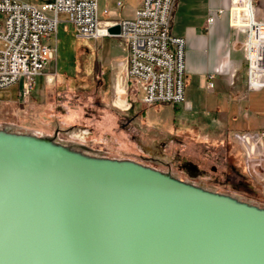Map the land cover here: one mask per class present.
Here are the masks:
<instances>
[{"label":"water","instance_id":"obj_1","mask_svg":"<svg viewBox=\"0 0 264 264\" xmlns=\"http://www.w3.org/2000/svg\"><path fill=\"white\" fill-rule=\"evenodd\" d=\"M0 264H264V208L0 131Z\"/></svg>","mask_w":264,"mask_h":264},{"label":"rangeland","instance_id":"obj_2","mask_svg":"<svg viewBox=\"0 0 264 264\" xmlns=\"http://www.w3.org/2000/svg\"><path fill=\"white\" fill-rule=\"evenodd\" d=\"M59 18L49 40L57 44V58L35 77L29 100L22 96L24 77L0 89V131L50 139L88 156L141 164L264 208V155L252 154L248 161L236 141L203 140L194 131L182 133L193 119L202 122L211 115L185 109L182 103L177 112L170 103L143 109V92L135 94V102L141 118L146 113L147 127L139 117L129 123L132 110L125 109L129 106L125 88L119 84L114 91L112 75L104 65V57L123 53L119 39L79 38L69 15L60 13ZM260 129L264 132V122Z\"/></svg>","mask_w":264,"mask_h":264},{"label":"built area","instance_id":"obj_3","mask_svg":"<svg viewBox=\"0 0 264 264\" xmlns=\"http://www.w3.org/2000/svg\"><path fill=\"white\" fill-rule=\"evenodd\" d=\"M177 4L178 0H142L133 17L108 20L101 17L99 0H0V89L24 77L22 96L29 100L35 77L57 58V44L49 40L58 28L60 13H66L79 38L120 39L128 52L126 90L143 92L146 105L181 104L186 100V39L171 31ZM230 12L232 27L247 37L248 87L264 88V8L258 0H231ZM214 19L210 15L208 22ZM116 24L120 33L113 35L108 29ZM208 86H214L211 77ZM236 139L248 161L252 154L264 155V132L237 133Z\"/></svg>","mask_w":264,"mask_h":264},{"label":"crops","instance_id":"obj_4","mask_svg":"<svg viewBox=\"0 0 264 264\" xmlns=\"http://www.w3.org/2000/svg\"><path fill=\"white\" fill-rule=\"evenodd\" d=\"M141 3L142 0H99V11L103 19L120 20L133 17ZM230 3L231 0H178L171 31L186 39V100L182 103L183 107L211 115L210 119L202 122L193 119L198 125L193 123L181 132L194 131L203 140L229 139L239 144L237 133L261 132L264 90L255 91L248 87L247 37L232 27ZM258 4L261 9L264 8V0H258ZM105 9H109L110 13L105 14ZM219 9L224 11L219 13ZM210 15L215 17L211 23L208 22ZM119 45L123 53L112 58L104 57V65L112 75L114 91L117 92L119 84L125 88L127 97L124 101L129 104L125 109L132 110L128 122L132 123L139 117L147 127L146 113L143 112L141 118L135 102V94L141 91L126 90L128 52L120 39ZM210 77L213 87L208 86ZM142 97L143 109L152 106L146 105ZM172 106L176 112L181 109V104Z\"/></svg>","mask_w":264,"mask_h":264},{"label":"bare ground","instance_id":"obj_5","mask_svg":"<svg viewBox=\"0 0 264 264\" xmlns=\"http://www.w3.org/2000/svg\"><path fill=\"white\" fill-rule=\"evenodd\" d=\"M262 151L264 152V148L262 149Z\"/></svg>","mask_w":264,"mask_h":264}]
</instances>
